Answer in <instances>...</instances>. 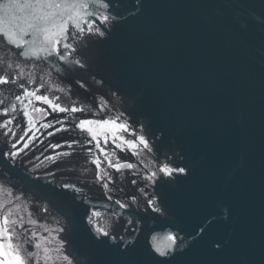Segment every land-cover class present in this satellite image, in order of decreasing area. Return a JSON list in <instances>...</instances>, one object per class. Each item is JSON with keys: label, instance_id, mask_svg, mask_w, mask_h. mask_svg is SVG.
<instances>
[{"label": "water", "instance_id": "water-1", "mask_svg": "<svg viewBox=\"0 0 264 264\" xmlns=\"http://www.w3.org/2000/svg\"><path fill=\"white\" fill-rule=\"evenodd\" d=\"M35 2L0 0V203L31 264H264V0H85L52 55ZM81 120L126 127L90 125L97 147Z\"/></svg>", "mask_w": 264, "mask_h": 264}, {"label": "snow or ice", "instance_id": "snow-or-ice-1", "mask_svg": "<svg viewBox=\"0 0 264 264\" xmlns=\"http://www.w3.org/2000/svg\"><path fill=\"white\" fill-rule=\"evenodd\" d=\"M103 6L107 7V5H103ZM9 7H12V5H9ZM15 7L25 12L24 21L26 28L31 29L34 33H38L42 35L43 40L41 42L40 50L47 52L48 55H52L53 52H56L58 54L57 45L60 44L62 39L63 40L68 39L67 33L69 29V24L75 27L78 31L83 32L84 29L83 27L80 26L81 20H83L86 16L92 14L86 11V9H88L89 7V4L85 2V0H36L35 3L19 4V5H15ZM102 19L104 21H107L108 16H103ZM23 31L24 29H21V32ZM88 31L90 32L93 31L91 26H89ZM95 32L99 33V35L101 36L104 35V33L101 32L99 28H96ZM6 36H8L10 43L16 44V47H21L25 43V41L19 35L13 37L6 34ZM63 47L65 49H72L73 45L71 43H65L63 44ZM49 48L51 50H49ZM20 54L23 56H28L30 52L23 51ZM31 54L36 55L37 54L36 50L32 49ZM59 58L61 60L66 59L64 55H60ZM75 63L80 64V61L77 60L75 61ZM8 67H11V65H8ZM9 82L10 81L7 76H0V85H6ZM20 87H24V86L20 85ZM24 96L34 97L36 101H43V103L51 107L53 111H60V112L68 111V109L62 107L59 103H54L53 100L49 98V96L38 95L36 91H28L26 89L24 92ZM15 99L17 101H21L20 96H16ZM0 103H3V101H0ZM29 104H31V101H29ZM24 107L25 110L23 112V116L27 117L29 123L32 124L33 127H35L33 116L29 111H27L28 106L25 105ZM11 109L13 112L16 111V105L13 104L11 106ZM71 110L73 112L77 111L75 107H73ZM3 111L4 114L7 115L9 110L5 108ZM33 111L43 113L46 111V109L34 108ZM14 118L15 117H13V119ZM11 123H12V119L6 120L3 125H0V127H7ZM90 125H99L101 128L112 125L113 127L109 128L108 130L112 131L114 137L116 131L120 129H124L126 127L123 124H119V125L115 124V121L81 120L79 125H77V127H79L81 131H87L92 136V139L97 141V147H99V140L97 139V133L94 131L92 127H89ZM45 127H51V125L46 124ZM21 139H23V137H21ZM139 141L141 144L144 145L145 148L148 147V143L147 141H145L143 136L139 138ZM105 142H107L106 136H105ZM89 143H91V141H89ZM126 143H128L130 147L135 146L133 141H126ZM117 146L119 147V145ZM13 147H15V145H13ZM52 147H57V145H53ZM101 151H103V149H101ZM11 155L15 156L16 153H11ZM64 155H67V153H65ZM94 162L97 164V167L99 168L101 163L99 158H97ZM109 164L111 167H115L117 170H119L122 167H132V165L130 164L128 165L112 164L111 161H109ZM161 171L169 175L172 174V169L168 168L167 166L162 168ZM176 171H179L180 173H184L186 170L185 168H178ZM105 175H107V173H105ZM153 176H155V173H153ZM65 187H68V185H65ZM117 203H119V201H117ZM0 209H4L2 212H0V250H3L5 247L11 250L5 252V255L9 256V259L5 261V264H31V258L35 254L31 252H26L21 247L20 244L14 243V238L19 235V233L16 231V226L17 224L22 223V221L19 219H13L12 217L14 213L12 209L10 208L5 209V206L2 203H0ZM96 215H99V213H96ZM32 223H35V221H32ZM97 231L102 232L105 236L108 235V233L104 232L102 228H98ZM32 235L35 236L36 234L32 233ZM4 239L7 240L6 246L3 243ZM36 247H40L39 243H37ZM216 247L220 248L221 245L217 244ZM157 251L160 252L161 255L165 254L159 248H157ZM45 252H47V249H45ZM65 259H67V257H65Z\"/></svg>", "mask_w": 264, "mask_h": 264}, {"label": "flooded vegetation", "instance_id": "flooded-vegetation-1", "mask_svg": "<svg viewBox=\"0 0 264 264\" xmlns=\"http://www.w3.org/2000/svg\"><path fill=\"white\" fill-rule=\"evenodd\" d=\"M33 83H35V81H34V80H33ZM33 83H32V84H30L31 88H32V86L34 85ZM36 108H39V107H36ZM40 117H41V116H40ZM41 118H42V117H41ZM41 118H40V119H41ZM41 120H42V119H41Z\"/></svg>", "mask_w": 264, "mask_h": 264}, {"label": "rangeland", "instance_id": "rangeland-1", "mask_svg": "<svg viewBox=\"0 0 264 264\" xmlns=\"http://www.w3.org/2000/svg\"><path fill=\"white\" fill-rule=\"evenodd\" d=\"M0 257H1V252H0Z\"/></svg>", "mask_w": 264, "mask_h": 264}, {"label": "bare ground", "instance_id": "bare-ground-1", "mask_svg": "<svg viewBox=\"0 0 264 264\" xmlns=\"http://www.w3.org/2000/svg\"><path fill=\"white\" fill-rule=\"evenodd\" d=\"M1 257H2V254H1Z\"/></svg>", "mask_w": 264, "mask_h": 264}]
</instances>
